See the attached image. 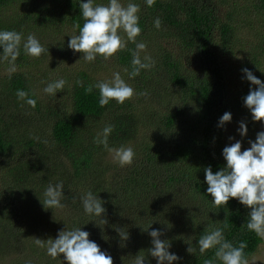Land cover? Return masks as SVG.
Here are the masks:
<instances>
[{
	"label": "trees",
	"instance_id": "16d2710c",
	"mask_svg": "<svg viewBox=\"0 0 264 264\" xmlns=\"http://www.w3.org/2000/svg\"><path fill=\"white\" fill-rule=\"evenodd\" d=\"M82 2L0 0V30L22 32L25 39L47 34L45 38L57 39L52 46L64 58L58 69L45 71L40 60L47 52L32 57L21 45L15 72L9 73L8 62L0 60V260L68 264L63 254L53 259L46 247L34 242L57 238L61 230H52L59 223L66 227L62 230L88 231L114 264H132L137 254L157 264L148 254L153 229L160 230V239L171 243L169 251L181 257L172 264H203L214 258L215 249L201 254L199 238L227 223L225 238L236 246L245 242L249 260L264 243L247 229L251 209L235 198L217 208L207 193L204 170L223 168L225 146L240 140L242 150L247 149L249 140L264 129V122L253 121L243 103L256 86L242 72L248 68L264 80L259 57L264 48V0H156L152 7L145 0H121L125 6L140 5L142 33L136 39L147 45L141 58L147 55L155 61L134 78L129 75L135 49L131 42L108 60L98 55L94 62L68 47L71 36L79 33L74 26L84 23ZM157 17L159 29L154 26ZM249 29L259 39L242 37ZM232 55L239 66L229 60ZM75 56L82 65L67 66ZM116 72L136 93L149 95H135L123 104L111 100L101 107L99 89H85L112 79ZM60 78L67 81L64 90L55 96L43 91ZM18 90L36 99L35 108L18 98ZM225 112H231L232 120L219 127ZM240 121L247 124L244 137L238 132ZM108 124L114 125L110 148L134 149L131 165L121 167L111 152L95 143ZM60 181L64 207L46 209L44 193ZM88 192L102 200L106 212L101 217L85 213L80 198ZM117 229L128 232V239L122 241ZM189 243L194 254L186 250Z\"/></svg>",
	"mask_w": 264,
	"mask_h": 264
},
{
	"label": "clouds",
	"instance_id": "9594fccd",
	"mask_svg": "<svg viewBox=\"0 0 264 264\" xmlns=\"http://www.w3.org/2000/svg\"><path fill=\"white\" fill-rule=\"evenodd\" d=\"M148 7L154 6L156 0H145ZM84 23L74 27L79 29L77 35H72L68 47L75 52L83 54L87 62H94L97 56L105 60L116 55L119 51L125 50L129 42L135 44L132 50V71L129 74L132 78L138 76L143 69L154 67L155 61L151 56L141 58V53L146 50L144 42H137L141 35L142 28L139 24L140 5L129 2L125 6L121 0H108L107 4H97L95 0H84L80 4ZM159 17L154 21V26L161 27ZM21 45L26 55L40 57L48 52L35 34H29L24 38L22 32L15 30H0V60L9 64V73L16 71L15 61L20 55ZM247 81L256 87L250 88L248 94L243 98L244 105L250 110L253 121L264 122V81H261L248 68H243ZM67 81L63 78L47 84L44 92L55 96L57 91L64 90ZM82 85V82L77 81ZM99 89V105L104 107L111 100L123 104L135 95L148 96V92L136 93L135 89L128 84L119 72L113 74L112 79L99 81L95 85H88L86 93H91L93 88ZM17 96L25 100L28 105L35 108L36 99L30 98L28 92L17 91ZM231 112H225L219 118V127L231 122ZM114 125L108 124L103 128L102 133L97 134L95 143L103 145L105 149L113 153V159L121 167L129 166L135 158V151L131 146L110 148L108 137L113 132ZM238 132L241 137L247 135L248 128L244 121L239 122ZM230 140L234 137H229ZM250 147L242 150V141L236 140L222 150L226 165L220 170L213 172L212 167L205 168V180L208 185L207 193L212 197L213 204L217 208L227 206L230 199L235 198L244 206L250 208L247 229L254 232L260 239L264 240V131L256 134L255 140H249ZM45 200L42 202L46 209L62 208L63 182L55 185L50 184L45 193ZM81 203L86 214L101 217L106 212L102 200L88 192L81 196ZM107 221L102 220L105 224ZM224 226L213 228L205 232L198 240L199 252L204 254L210 249H215L214 258H208L203 264H249L245 249L247 244L243 241L238 246L227 240ZM149 228V227H148ZM147 228V229H148ZM145 229V231L147 230ZM122 241L128 239V232L117 229ZM152 245L149 253L156 258L157 264H172L173 261L181 259L177 254L169 251L171 243L165 239L161 240L162 232L158 229L150 231ZM88 231L76 227L72 230H61L57 238L45 241L37 238L34 242L39 247H46L47 255L53 259L61 256L68 264H114L113 257L90 238ZM190 244V243H189ZM123 246V244L121 245ZM188 253L194 254L195 249L190 246L186 249ZM132 264H150L143 254H137Z\"/></svg>",
	"mask_w": 264,
	"mask_h": 264
},
{
	"label": "rangeland",
	"instance_id": "374dc122",
	"mask_svg": "<svg viewBox=\"0 0 264 264\" xmlns=\"http://www.w3.org/2000/svg\"><path fill=\"white\" fill-rule=\"evenodd\" d=\"M260 23L261 22H259L257 20L255 22V25H259ZM245 29H247V27L243 28V30H245ZM249 31H250V29L248 31L242 32V37L246 38L250 42L252 40L256 41L257 39H259V37L252 36V32H249ZM46 36H47V34L44 35V37L40 36L41 38H38V40L40 41L41 44L43 41L44 46L50 45L49 47H47V48H49V51L47 52L46 56L42 57V59L40 60L41 61L40 67L42 68V70L44 69L46 71V70H49L51 66H54V69L56 70L60 66V63H61L60 61H62L64 58L60 55V52L55 50L56 46H52L54 42L57 43V39L55 38L53 41L52 39L45 38ZM237 56H238V54H237ZM61 57H62V59H61ZM259 57L262 60L261 64H263V66H264V48H263L262 52L260 53ZM229 60L233 61V63L236 66H239V64H240V61H238V58L234 57L233 55L231 57H229ZM66 65L67 66H73L74 68H77L79 65H82L81 58L78 56H75L72 59H70L69 61L67 60ZM35 70H37V68H35ZM262 131H264V129ZM110 155L113 157L112 152L110 153ZM65 228H66L65 226H62L61 223H59L57 226H55L53 228L52 233L55 234L58 232V229L62 230ZM12 258H6L3 260H0V264H12L13 263V260H11ZM249 264H264V243L260 245L259 250L249 259Z\"/></svg>",
	"mask_w": 264,
	"mask_h": 264
}]
</instances>
